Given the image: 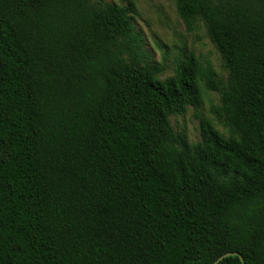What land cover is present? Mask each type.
I'll return each mask as SVG.
<instances>
[{
	"label": "trees",
	"instance_id": "1",
	"mask_svg": "<svg viewBox=\"0 0 264 264\" xmlns=\"http://www.w3.org/2000/svg\"><path fill=\"white\" fill-rule=\"evenodd\" d=\"M174 1L227 83L193 54L161 78L132 4L0 0V264H264V0ZM202 85L227 134L191 143Z\"/></svg>",
	"mask_w": 264,
	"mask_h": 264
},
{
	"label": "rangeland",
	"instance_id": "2",
	"mask_svg": "<svg viewBox=\"0 0 264 264\" xmlns=\"http://www.w3.org/2000/svg\"><path fill=\"white\" fill-rule=\"evenodd\" d=\"M109 3L133 5L135 13L130 14L132 23L145 42V50L152 63H166L161 78L172 76L179 64L193 54L204 66L210 64L217 77L227 83L228 70L217 45L211 40L203 22L194 30H188L177 12L174 0H106ZM222 103V94L208 90L202 85V104L199 108L189 106L183 114L170 117L173 128L185 131L191 143L201 139L200 120L209 118L218 130L226 133L221 123L211 112L213 106Z\"/></svg>",
	"mask_w": 264,
	"mask_h": 264
},
{
	"label": "water",
	"instance_id": "3",
	"mask_svg": "<svg viewBox=\"0 0 264 264\" xmlns=\"http://www.w3.org/2000/svg\"><path fill=\"white\" fill-rule=\"evenodd\" d=\"M233 255H237V256H239L240 259H241L242 264H246L243 255L240 254L239 252H226V253L222 254L221 256H219V257L214 261L213 264H219L224 258H226V257H228V256H233Z\"/></svg>",
	"mask_w": 264,
	"mask_h": 264
}]
</instances>
